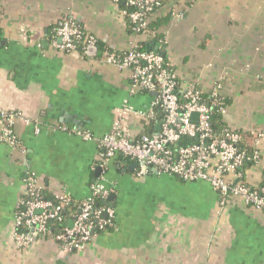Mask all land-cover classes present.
<instances>
[{
    "label": "crops",
    "instance_id": "crops-1",
    "mask_svg": "<svg viewBox=\"0 0 264 264\" xmlns=\"http://www.w3.org/2000/svg\"><path fill=\"white\" fill-rule=\"evenodd\" d=\"M121 1L0 0V108L42 124L35 135L32 126L16 123L23 153L0 143V264H264L263 212L237 202L219 209L216 192L203 182L152 170L136 178V164L118 156L105 165L103 150L75 133L107 134L130 83L95 57L98 50L94 56L55 51L49 33L72 17L111 49L148 40L130 39ZM158 15L168 18L158 31L165 57L204 88L208 76L220 77L230 105L225 120L262 134L264 162V0H164ZM128 99L135 108L149 100ZM29 175L47 193L79 201L96 182L113 188L114 227L78 252H64L50 238L17 248L15 213ZM245 178L264 183L260 168L247 169Z\"/></svg>",
    "mask_w": 264,
    "mask_h": 264
},
{
    "label": "built area",
    "instance_id": "built-area-1",
    "mask_svg": "<svg viewBox=\"0 0 264 264\" xmlns=\"http://www.w3.org/2000/svg\"><path fill=\"white\" fill-rule=\"evenodd\" d=\"M131 11L121 10L122 17L131 23L134 38L151 40L155 33L147 29L149 23L160 10L155 0H125ZM72 18V17H71ZM51 45L55 51L81 53L75 41L80 38L79 29L71 19L65 18L54 28ZM30 29H23V41L30 40ZM140 42L132 43L125 50L104 52L100 59L127 74L129 80L128 97L116 111L111 130L100 138L89 132L75 131L85 141H94L104 152L105 165L116 155L134 162L138 169L134 176L139 178L154 170L157 175L173 177L183 183L203 182L217 194L218 207L224 209L229 203L264 213V183L251 185L240 169L247 163L248 168H260L264 176V162L258 148L262 134H255L254 150L251 154L239 150L241 130L227 124L219 132L213 130V113H219L223 120L228 105L222 92V82L210 83L207 101L203 90L197 88L196 81L185 80L177 74L173 63L165 57L163 48L140 49ZM162 45V42H158ZM41 47L39 41L36 42ZM95 46L92 36L86 46ZM147 97L143 108H135L128 98ZM193 115H195L194 118ZM0 143L12 150L24 152L15 131L21 121L33 127L35 135L40 134L42 124L28 120L23 114L0 108ZM56 130L67 132L63 126ZM242 133V132H241ZM25 195L21 201V212L15 213L12 239L17 248H27L38 238L48 235L47 222L58 218L62 205L70 201L67 193L54 195L57 203L40 197L43 187L33 175L25 179ZM113 188L96 182L90 187V194L82 200L79 212L71 226L52 239L64 252L83 250L94 237L96 230L102 231L111 224L115 211L111 206L96 207V202L107 201ZM38 212V213H36ZM17 227L24 231L17 232Z\"/></svg>",
    "mask_w": 264,
    "mask_h": 264
},
{
    "label": "trees",
    "instance_id": "trees-1",
    "mask_svg": "<svg viewBox=\"0 0 264 264\" xmlns=\"http://www.w3.org/2000/svg\"><path fill=\"white\" fill-rule=\"evenodd\" d=\"M155 1L159 4V7L162 6L163 3H164V0H155ZM120 10H124V11H128L129 12V11H131V8H128L125 5V0H123V1L120 2ZM68 19H71L74 23H76V25H77V27L79 29V32H80V38L75 41L76 46H77V50L79 52H81L84 56H87L86 55V50L85 49L83 50V48L86 46L87 38L89 36H92V35L89 34L83 27L78 25V23L76 22L75 19L70 18V17ZM123 19H124V21L126 23L127 33L131 34V30H130L131 29L130 28L131 23H130L129 19L127 17H125V16L123 17ZM167 21H168L167 17H161V16L158 15V13H156V15L154 16V19L149 23V25L147 27V29H149L150 32L155 33V35L149 41L146 40L144 42H140L139 43L140 49H143V50L154 49L155 45L158 42H163V36L161 34H159L158 31H159L161 26H163V25H165L167 23ZM57 27H59V25L56 26L55 28H57ZM49 38H50V40H51V38L52 39L54 38V32L49 33ZM93 38L95 39V46H97L96 48L98 50V52L95 55L96 58L99 59V58L102 57L104 52H111L113 50L111 48H108L106 45H104L102 42L97 40L95 37H93ZM196 85H197V88L199 90H203L205 92L202 95V97L204 98L205 101H207V96H208V92H209V87L210 86L204 88L199 83H196ZM226 103H227V105L229 104V100L227 98H226ZM212 120H213V130L215 132H219L221 129L226 128V126H227V124L224 122L222 116L219 113H217L216 111L213 113ZM241 132H240L241 141L238 144V148H239V150H243V151H246L248 154H251L253 152V150H254L253 143H254V140H255V134L252 133V132H251V134L250 133H243V132L241 133ZM244 136H246V139H244ZM116 156H118L116 158V161H119V162L123 161V159H126V158H124L121 155H116ZM126 160H128V159H126ZM250 166H251V163H247L243 168L240 169V172L244 173ZM137 169H138V166L136 168V171H137ZM148 172H150V171H148ZM40 197L43 198V199H50L51 201H53L55 203L58 202L55 199L54 195H51V194L47 193L45 190L41 191ZM28 199H29L28 196H26V195L22 196V201L23 202L27 201ZM81 202H82V200H80V201L79 200H75L74 198L71 197L69 202H67L66 204H63L61 212L58 215V218L47 222V229L49 230V233H48V235H45L44 238L45 239H48V238H52L53 239L54 237L62 234L64 232V230L73 221L74 216L77 215V213L79 212V206H80ZM106 206H111L110 204H108V201L103 202L101 200H98L96 202V207H106ZM22 209H23V205H19L16 208V211L17 212H21ZM114 225H115V216L112 219L111 224L109 226L105 227V229H103L102 231L96 230L94 232V236L102 234V233H105V232H108V231H111L112 228L114 227ZM16 231L17 232H21V231H24V230H23V227H17Z\"/></svg>",
    "mask_w": 264,
    "mask_h": 264
},
{
    "label": "water",
    "instance_id": "water-1",
    "mask_svg": "<svg viewBox=\"0 0 264 264\" xmlns=\"http://www.w3.org/2000/svg\"><path fill=\"white\" fill-rule=\"evenodd\" d=\"M76 22H78V20H77ZM43 43H44V44H47V41L44 40ZM156 48H160V49H162V45H161L160 43H157V44H156ZM96 52H97V48H96V46H88L87 49H86V54H87L88 56H94ZM194 117H195V115H193L192 118H194ZM255 131H256V129H253V130H252V132H255ZM135 166H137V165H135ZM152 171L156 174V172H155L154 170H152ZM98 172H99V171H98ZM115 199H116V194L112 193V194H110L109 197L107 198V201H108L109 203H111V206H114L113 203H114ZM36 213H38V212H36ZM69 226H71V223H70Z\"/></svg>",
    "mask_w": 264,
    "mask_h": 264
},
{
    "label": "rangeland",
    "instance_id": "rangeland-1",
    "mask_svg": "<svg viewBox=\"0 0 264 264\" xmlns=\"http://www.w3.org/2000/svg\"><path fill=\"white\" fill-rule=\"evenodd\" d=\"M129 36H131L130 37V39H133V37H134V35H132V34H129ZM176 71H177V74L180 76V74H182L181 72H180V70H179V68H177L176 69ZM180 73V74H179ZM185 76H183L185 79H187V80H189V81H196V79L195 78H193V77H191V76H189V75H186V74H184ZM182 76V75H181ZM187 76V77H186ZM189 77H191V78H189ZM210 79H208V81H209V84L211 83V82H213L214 80H220V77H215V76H213V75H211V76H208ZM221 81V80H220ZM222 89H223V87H222ZM223 94H224V92H223ZM230 106V105H229ZM229 106H228V108H227V113H228V110H229ZM226 116H227V114H226ZM226 116H225V118H226ZM225 118H224V122L226 123V124H228V125H231L229 122H228V120H225ZM244 139H246V136H244Z\"/></svg>",
    "mask_w": 264,
    "mask_h": 264
}]
</instances>
